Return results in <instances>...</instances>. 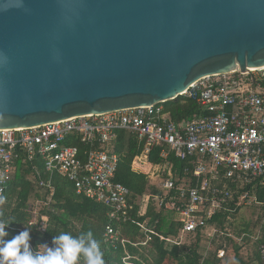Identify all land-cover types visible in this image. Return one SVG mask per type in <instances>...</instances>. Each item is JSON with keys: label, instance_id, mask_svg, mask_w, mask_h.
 I'll return each mask as SVG.
<instances>
[{"label": "water", "instance_id": "1", "mask_svg": "<svg viewBox=\"0 0 264 264\" xmlns=\"http://www.w3.org/2000/svg\"><path fill=\"white\" fill-rule=\"evenodd\" d=\"M264 68V0H0V129L174 100Z\"/></svg>", "mask_w": 264, "mask_h": 264}, {"label": "built area", "instance_id": "2", "mask_svg": "<svg viewBox=\"0 0 264 264\" xmlns=\"http://www.w3.org/2000/svg\"><path fill=\"white\" fill-rule=\"evenodd\" d=\"M182 96L195 99L203 113L175 122L158 103L74 116L30 128L0 129V196L15 177L20 162L30 167L32 179L50 188L51 193L54 176H64L74 184L77 194L108 207L112 221L106 225V240L146 245L150 234L156 232L155 226L146 228L147 239L143 242H132L120 231L122 223L133 220L141 201L139 197L132 200L130 189L116 180L121 156L113 150V143L124 130L143 143L134 166L148 165L150 155L160 148L163 161L148 169V180L160 193H148L142 200L146 204L150 198L163 199L168 191L180 193L184 203L177 210L182 226L173 242H181L187 232L206 226L208 218L235 211L231 190L227 185L214 184V180L231 178L244 186L264 176V68L204 78ZM171 155L195 160V184L184 181L177 185ZM247 200L257 202L256 196L246 191L236 207ZM138 224L145 227L148 223L144 220ZM216 232L215 227L206 228L208 236ZM224 254V249L218 251L219 256ZM260 256L264 261V245ZM130 258L128 254L124 261Z\"/></svg>", "mask_w": 264, "mask_h": 264}, {"label": "trees", "instance_id": "3", "mask_svg": "<svg viewBox=\"0 0 264 264\" xmlns=\"http://www.w3.org/2000/svg\"><path fill=\"white\" fill-rule=\"evenodd\" d=\"M234 77L238 76L235 74ZM162 104L175 122L203 113L198 102L186 96H179ZM113 147L121 156L116 180L130 189L132 200L150 191L160 193V189L148 183L149 167L163 161L159 155V147L150 155L148 165L139 166H134L133 161L141 152L143 143L134 134L120 131ZM170 160L174 162L177 185L184 181L192 184L197 182L193 177L194 159L181 160L171 155ZM25 165L22 162L18 164L16 175L2 196L4 202L0 203V218L12 222L6 229L9 238L28 229L30 246L34 251L40 245L53 246L52 239L60 232L79 236L91 231L103 252L104 264H264L260 256V247L264 245V176L257 177L244 186L241 181L231 178L214 180V184L227 185L231 190V203L234 204L235 211L229 214L218 213L208 218L206 226L187 232L179 243H174L173 239L180 236L182 222L176 220L177 206L184 201L177 190L165 194L163 192V199H159L156 206L150 203L146 215L148 218L139 215L141 209L137 205L133 220L120 225L122 236L132 242H143L147 239L146 228L155 226L156 232L150 234L151 239L146 245L135 246L120 241L113 244L106 240V225L112 220L105 204L77 194L74 184L61 175L54 176V191L51 193L50 188L40 186L32 179L31 168ZM186 168L189 169L188 174L185 173ZM246 191H249L251 197L256 196L258 203L247 200L236 207ZM247 206L254 209L256 219L245 218L242 211ZM144 220L148 224L142 227L138 223ZM207 227H215L217 232L208 236ZM161 235L166 239H162ZM245 248L249 249L247 255L243 253ZM220 249L225 250L224 256L218 255ZM128 254L131 258L124 261Z\"/></svg>", "mask_w": 264, "mask_h": 264}, {"label": "clouds", "instance_id": "4", "mask_svg": "<svg viewBox=\"0 0 264 264\" xmlns=\"http://www.w3.org/2000/svg\"><path fill=\"white\" fill-rule=\"evenodd\" d=\"M10 223L0 218V264H104L103 252L91 231L79 236L60 232L53 237V246L40 245L34 251L28 229L9 238L6 229Z\"/></svg>", "mask_w": 264, "mask_h": 264}, {"label": "crops", "instance_id": "5", "mask_svg": "<svg viewBox=\"0 0 264 264\" xmlns=\"http://www.w3.org/2000/svg\"><path fill=\"white\" fill-rule=\"evenodd\" d=\"M148 183H149V185L150 186H154L153 184H151L150 183V180H148ZM150 191V190H149ZM149 193H151V191L149 192ZM147 194L148 193H146V194H144L143 196H139V198L138 199H141V201H140V203H139V207H140V209H143L144 211H143V216H146L147 214H148V212H149V205H150V203H151V205H154V206H156L157 205V203H158V200L156 199V198H150V199H152V200H149L146 204H145V202L142 200V198H146L147 197ZM157 195H159V193L157 194ZM142 216V215H141ZM142 216V217H143ZM146 218H148L147 216H146ZM178 219H179V215L177 214V216H176V220L178 221ZM142 222H144V221H142Z\"/></svg>", "mask_w": 264, "mask_h": 264}, {"label": "rangeland", "instance_id": "6", "mask_svg": "<svg viewBox=\"0 0 264 264\" xmlns=\"http://www.w3.org/2000/svg\"><path fill=\"white\" fill-rule=\"evenodd\" d=\"M252 202H253V203H258V202H256L255 200H253ZM253 203H252V204H253ZM259 205H260V204H259ZM253 210H254V209L248 208V206L245 207V208H243L242 213L245 215V218H246L247 220H251V219L254 220V219H256V216L254 215ZM237 239H238V238H237ZM248 250H249L248 248H245V249L243 250V253L247 255V251H248Z\"/></svg>", "mask_w": 264, "mask_h": 264}, {"label": "bare ground", "instance_id": "7", "mask_svg": "<svg viewBox=\"0 0 264 264\" xmlns=\"http://www.w3.org/2000/svg\"><path fill=\"white\" fill-rule=\"evenodd\" d=\"M250 70H256V68H251Z\"/></svg>", "mask_w": 264, "mask_h": 264}]
</instances>
